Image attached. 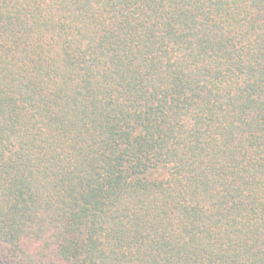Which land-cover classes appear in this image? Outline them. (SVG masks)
Returning a JSON list of instances; mask_svg holds the SVG:
<instances>
[{
  "label": "trees",
  "instance_id": "obj_1",
  "mask_svg": "<svg viewBox=\"0 0 264 264\" xmlns=\"http://www.w3.org/2000/svg\"><path fill=\"white\" fill-rule=\"evenodd\" d=\"M0 264H264V0H0Z\"/></svg>",
  "mask_w": 264,
  "mask_h": 264
}]
</instances>
